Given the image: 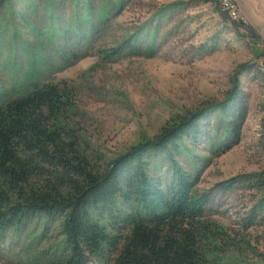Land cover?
<instances>
[{
	"label": "rangeland",
	"instance_id": "obj_1",
	"mask_svg": "<svg viewBox=\"0 0 264 264\" xmlns=\"http://www.w3.org/2000/svg\"><path fill=\"white\" fill-rule=\"evenodd\" d=\"M233 1L242 20L235 32L220 16L219 0H121L119 6L116 0H0V101L34 83L71 87L83 148L111 159L177 117L223 102L237 82L247 106L239 142L211 157L207 131L219 133L221 126L207 112L210 125L199 119L198 147H188L178 162L200 174L198 192H210V220L243 240L227 250L225 264H264V221L244 228L261 194L240 180L229 190L215 187L264 170V82L255 75L264 74V0ZM160 162L150 172L165 183L170 172ZM42 229L34 221L0 238V264L59 260L55 227Z\"/></svg>",
	"mask_w": 264,
	"mask_h": 264
},
{
	"label": "trees",
	"instance_id": "obj_2",
	"mask_svg": "<svg viewBox=\"0 0 264 264\" xmlns=\"http://www.w3.org/2000/svg\"><path fill=\"white\" fill-rule=\"evenodd\" d=\"M220 16L233 32L241 27L225 13ZM255 75L264 82V74ZM207 112L220 118L221 128L207 131L218 139L211 137L206 149L220 157L239 142L247 117L237 82L223 102L179 116L152 139L106 159L83 148L71 87L34 83L0 101V238L40 221L42 230L55 227L61 239L60 259L49 264H225L227 250L243 240L210 220V192H198L200 174L178 162L188 147H198L199 119L206 117L210 125ZM260 127L264 153V119ZM153 155L166 161L170 177L165 183L150 172L161 163H152ZM238 180L261 194L248 212V229L264 221V170L215 187L229 190Z\"/></svg>",
	"mask_w": 264,
	"mask_h": 264
},
{
	"label": "built area",
	"instance_id": "obj_3",
	"mask_svg": "<svg viewBox=\"0 0 264 264\" xmlns=\"http://www.w3.org/2000/svg\"><path fill=\"white\" fill-rule=\"evenodd\" d=\"M218 8L225 13L228 20L235 23H241L239 9L233 0H219Z\"/></svg>",
	"mask_w": 264,
	"mask_h": 264
}]
</instances>
